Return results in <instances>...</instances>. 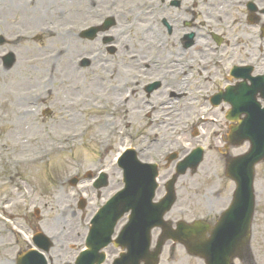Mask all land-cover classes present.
Listing matches in <instances>:
<instances>
[{"label":"rangeland","instance_id":"374dc122","mask_svg":"<svg viewBox=\"0 0 264 264\" xmlns=\"http://www.w3.org/2000/svg\"><path fill=\"white\" fill-rule=\"evenodd\" d=\"M82 1L83 4L72 0H0V8H4L0 14V34L8 40V45L0 47V216L7 217L8 221V224L3 221L0 224V264H14L16 259L14 235L9 230L12 226L24 230L23 244H27L30 235L42 232L53 241L51 256L55 264H74L87 233L86 220L120 187L119 176L113 171H108V186L98 191L84 184L85 176L96 173L102 165L110 168V162L124 144L118 135L124 128L136 134L137 150L148 146L154 136L162 142L153 153H145L146 160H159V151L164 148L176 151L181 146L187 147V143L192 145L191 148L204 147V163L198 172L195 175L188 173L178 180L180 201L176 213L168 217L170 220L176 216L190 222L204 217L200 216L202 211L196 204L189 200L208 194L211 176L217 177L227 188L230 183H226L224 177L225 155L235 157L249 150L246 144L228 146L230 128L234 124L225 119L222 109L202 106L196 101V94L203 92L209 96L224 87L221 79L226 73H217L212 82L205 83L206 74L195 69L196 90L187 88L188 81L184 80V100L171 105L166 103L168 106L161 96H153L151 100L164 107L150 115H147L150 109L144 103L140 87L136 90L137 97L128 105L120 110L114 108L126 86L132 85V80L146 83L150 78L161 76V72L147 68V65H153L149 61L157 59L161 52H165L164 56L170 52L173 54L181 47L179 38L190 30L203 37L214 33L221 38L214 53L215 57L219 55V61L225 58L226 61L254 63L255 57L260 55L262 61L256 67L264 71V56L261 54L264 40H261L260 29L247 22L244 9L222 11L217 22L215 16L219 13L211 15L210 2L203 0H181V11L170 6V0ZM231 1L225 0L224 3ZM262 6L264 0L258 2V7ZM131 10L141 16L135 22L141 25V32L131 28L135 16L126 15ZM154 11L156 14H151ZM144 12L148 16H143ZM110 17L115 18L114 25L107 31H99L95 41L80 39L81 30ZM185 19H194V28L183 29L181 24ZM261 20L264 24V17ZM166 24L172 29L178 26L174 35H170ZM67 26L73 28L72 32L64 30ZM153 26L156 27L155 33L150 32ZM159 28L162 29L160 37L148 41V36L156 35ZM105 37L116 40L108 47L115 50V57L113 55L107 64L102 61L110 54L106 51L103 58H99L100 55L96 58L93 48L96 41L102 45ZM236 40H239V47H234ZM137 44H148V51H140ZM197 46L215 48L212 41L204 38ZM9 53L15 55L16 64L11 70H5L2 60ZM190 53L189 58L197 59L199 53L193 56L194 49ZM188 54L179 52L180 58L184 55L183 61ZM205 55L203 59L209 60V51L206 50ZM83 60H90L85 70L81 68ZM117 70L121 77L117 78ZM108 74L114 81L104 85L100 75ZM178 82L182 85L183 76ZM213 116L218 125H203L205 134L200 139L193 137L192 131L189 136L182 133L190 129L194 121ZM220 135L224 136L222 141ZM172 142L174 145H169ZM164 171L165 166L161 165L163 177L170 172ZM74 178L82 182L78 186L79 192L70 184ZM256 187L261 194V203L254 255L257 264H264V163L256 168ZM217 193L223 197V190ZM81 197L86 202L84 211L78 208ZM213 205L218 212L225 202L216 199ZM38 210L40 214L36 215ZM10 218L14 219L13 222ZM65 232L71 238L68 239ZM159 236L158 231H153L152 249ZM168 243L160 256V264H201L185 250L180 251L179 245ZM117 256L118 252L111 258Z\"/></svg>","mask_w":264,"mask_h":264},{"label":"water","instance_id":"95a60500","mask_svg":"<svg viewBox=\"0 0 264 264\" xmlns=\"http://www.w3.org/2000/svg\"><path fill=\"white\" fill-rule=\"evenodd\" d=\"M5 62H6V66L8 68H10L14 64V58L12 56H9V57L5 58ZM239 135H240V131H239V129H236L234 131V135H233L232 139L233 140H235V138L239 139ZM252 142H253V140H252ZM261 144L264 145V141H262ZM253 145L255 146L254 143H253ZM250 156H251V154L247 155L245 157H241V158H239L235 161H232L230 163L228 171L232 175L233 178L236 177L235 172L236 173L238 172L239 175H246L249 173L250 177L254 176L255 164L264 160V146H263L259 155L256 154V157H250ZM248 157H250V158H248ZM200 161H201V156L195 157V159L192 160L191 163H194V167H197V165L199 164ZM237 178L241 179V176H238ZM237 178H236V180H238ZM250 180H251V178H250ZM243 182H244V180H243ZM127 201L129 203L132 202V205H134L135 204L134 201H136V200L131 199V200H125V201H117V202L113 203V205L108 210H106V212L105 211L103 212L105 215L106 214L107 215L106 216L103 215L100 219L101 220H103V219L107 220L109 218V221H110V222H106V228H105V231L103 232L105 235L104 238L107 237L106 238L107 240L101 242L100 244H99V240H100L99 237L92 240L91 241L92 244L95 243L96 245L94 246V250L91 253V256H95L98 249H101L102 247H105L108 244V241L110 240V236L112 235L111 230L113 228L114 223H116L118 218L122 214H124L123 213L124 211H127V210L130 211L131 210L130 207H126L123 204V206H125V208L123 209V212L117 213L115 211V209L117 210V207H119L120 204L127 202ZM173 201H174V183L171 186L170 196H169L168 200L166 201V203H163V205L160 206V208L158 209L159 217L157 219V223L155 224L156 226H164V222L162 221V217L170 209V206H171ZM134 208H135V206H133V209ZM131 227H128L124 230V233L121 236V239L118 241L119 244L123 245V248L127 247L129 249V251L130 250L133 251L131 256L127 255L126 257H123L120 260V263H122V264H140L142 261H145V264H157L158 263V257L161 253L162 246L164 245V243L167 239H172L175 242H179L181 244H184L191 254L196 255V256H202L203 258H205L207 260L208 264H231V258L235 254V249H236V243L235 242L236 241H233V243L229 244V245L224 244L221 247H217L215 250L212 247L211 242H207L204 244L196 242V238H198V235H201L196 230V228L201 227L200 225L187 226L185 224H180L178 226V232H172V231H168V230L165 231L163 240H162V242L159 243V246H158L156 252L151 254L148 252V249H149L148 247L151 244L150 232L154 226L148 227V229L145 232V237L143 238V240L137 239L135 242H133V243L131 242L133 245H131L130 242H128L129 240H127L132 233V230L129 232V230H130L129 228H131ZM99 234H102V232H100ZM125 234H128V236L124 237ZM122 239H124L123 242H121ZM141 242L144 244L142 246L143 248H141L139 246L141 244ZM200 246H201V248H199ZM140 248L145 250V251L142 253H139ZM96 259H98V261H100V262L103 261L102 257L96 258Z\"/></svg>","mask_w":264,"mask_h":264},{"label":"bare ground","instance_id":"6f19581e","mask_svg":"<svg viewBox=\"0 0 264 264\" xmlns=\"http://www.w3.org/2000/svg\"><path fill=\"white\" fill-rule=\"evenodd\" d=\"M72 1H74V2H80L81 4H83V1L82 0H72ZM3 12H4V8L3 7H1L0 8V14H3ZM156 14V11L154 12V15ZM77 14L75 13V15L74 16H76ZM127 17H131V16H135V20H133V25H132V29H135L137 32H141L142 31V28H141V25L140 24H137V23H135L136 21H139L140 20V18H141V16L139 15H136V10H131V11H129V12H127ZM143 16H148L147 15V13L146 12H144V14H143ZM129 21H130V19L129 18H127ZM161 31H162V29H160L159 28V31H158V33L156 34V35H154V36H148V41H151V40H157L159 37H160V35H161ZM150 32H153V33H155L156 32V27L154 26V28L151 30L150 29ZM137 47L140 49V51H148V48H149V45L148 44H137ZM157 49H159V48H157ZM163 49V48H162ZM164 55H165V52H161V55L159 56L160 58H162V57H164ZM161 61H162V59H161ZM152 68V70L153 69H155L154 67H151ZM73 75H74V72H73ZM209 181H210V188H209V190H208V194H207V196L205 197L204 196V198L203 199H201L200 200V202H202V201H204V200H206V203H210V201L208 200V198H209V196H210V194H211V192L213 191V188H214V178H209ZM199 197H198V195L197 196H195V198H193L192 200H189V201H193L194 203H195V201L198 199Z\"/></svg>","mask_w":264,"mask_h":264}]
</instances>
